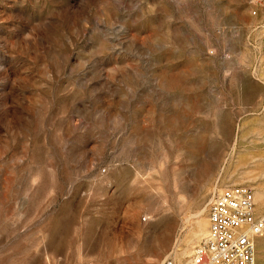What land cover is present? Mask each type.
Wrapping results in <instances>:
<instances>
[{
    "label": "rangeland",
    "instance_id": "1",
    "mask_svg": "<svg viewBox=\"0 0 264 264\" xmlns=\"http://www.w3.org/2000/svg\"><path fill=\"white\" fill-rule=\"evenodd\" d=\"M251 6L0 0V264H188L226 185L264 215Z\"/></svg>",
    "mask_w": 264,
    "mask_h": 264
},
{
    "label": "built area",
    "instance_id": "2",
    "mask_svg": "<svg viewBox=\"0 0 264 264\" xmlns=\"http://www.w3.org/2000/svg\"><path fill=\"white\" fill-rule=\"evenodd\" d=\"M251 13L259 14L261 54L256 62L264 107V0H251ZM207 203L206 234L193 246L188 264H263L256 260L255 241L263 233L264 215L255 211L253 188L245 183L214 191ZM161 264H174L166 256Z\"/></svg>",
    "mask_w": 264,
    "mask_h": 264
},
{
    "label": "bare ground",
    "instance_id": "3",
    "mask_svg": "<svg viewBox=\"0 0 264 264\" xmlns=\"http://www.w3.org/2000/svg\"><path fill=\"white\" fill-rule=\"evenodd\" d=\"M206 234V233H205ZM181 256V255H180Z\"/></svg>",
    "mask_w": 264,
    "mask_h": 264
}]
</instances>
